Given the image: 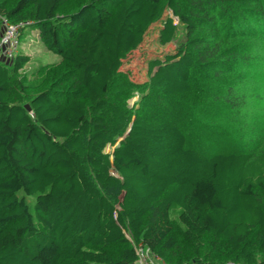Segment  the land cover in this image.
I'll return each mask as SVG.
<instances>
[{"label":"trees","instance_id":"trees-1","mask_svg":"<svg viewBox=\"0 0 264 264\" xmlns=\"http://www.w3.org/2000/svg\"><path fill=\"white\" fill-rule=\"evenodd\" d=\"M0 20L60 59L0 62V264H137L138 245L163 264H264V146L208 155L241 132L264 0H0ZM173 20L184 41L131 83L123 63L150 30L170 44ZM132 90L189 124L145 119Z\"/></svg>","mask_w":264,"mask_h":264},{"label":"rangeland","instance_id":"rangeland-1","mask_svg":"<svg viewBox=\"0 0 264 264\" xmlns=\"http://www.w3.org/2000/svg\"><path fill=\"white\" fill-rule=\"evenodd\" d=\"M74 1L76 3H82L84 0ZM173 21L176 26V35L170 44L160 46L156 40L157 34L155 29L150 30L145 37L142 47L130 54L123 63L121 71L131 83L141 84L145 82L147 79V62L150 59L174 53L178 45L184 41V27L180 25L177 20ZM26 25L28 24H24V26ZM19 48L20 50L23 49L24 54L28 55L32 61L28 68H26V71L36 68L37 66L56 64L60 60L57 55L49 53L44 49L39 42L37 31L32 28L25 29L24 39L19 40ZM258 62L261 65L259 66L258 64L257 70L252 69L247 72L248 79H246L242 86L245 92L246 106L243 108L240 117H238L236 121L237 127L241 132L234 134L229 144L223 145L220 150L210 152L208 154L209 156L219 152L241 153L249 149L257 151L264 146V44L262 57H260ZM249 80H253V84H251ZM139 95L138 91L132 90V95L126 101V105L130 110L137 111L140 116L149 121L169 120L175 124H179V126L181 125L183 129L186 127V123H188L189 119H187L186 114L179 108L176 110L170 109L169 107L162 109L154 104H151V108L148 106L145 108L143 107V100L140 99ZM180 101L184 103L187 102L185 104L188 106H193L192 103L190 104L189 98ZM195 134L198 137L197 133ZM197 137L196 140L198 144H195L193 136L192 144L199 146V137ZM106 151L109 152L111 149L107 148ZM26 203L30 209H32L34 198L27 197ZM255 255H257V252H255ZM153 263L158 264L156 262Z\"/></svg>","mask_w":264,"mask_h":264},{"label":"built area","instance_id":"built-area-1","mask_svg":"<svg viewBox=\"0 0 264 264\" xmlns=\"http://www.w3.org/2000/svg\"><path fill=\"white\" fill-rule=\"evenodd\" d=\"M28 24V23H24ZM24 24L12 25L4 20H0V62L9 64L17 55L19 48V32L25 27ZM125 237L130 240L129 236ZM135 255L137 257V264H163L157 257L152 255L147 249L138 245L134 247ZM153 261V262H151Z\"/></svg>","mask_w":264,"mask_h":264}]
</instances>
